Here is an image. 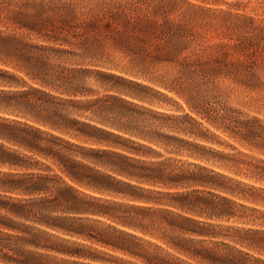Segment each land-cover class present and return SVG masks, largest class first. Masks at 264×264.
I'll use <instances>...</instances> for the list:
<instances>
[{
  "label": "trees",
  "instance_id": "trees-1",
  "mask_svg": "<svg viewBox=\"0 0 264 264\" xmlns=\"http://www.w3.org/2000/svg\"><path fill=\"white\" fill-rule=\"evenodd\" d=\"M176 11L171 0H0V264H264V161L245 180L201 165L218 162L203 121L227 115L159 73L237 83L248 50L230 35L188 52ZM122 74L189 112L87 86L110 79L171 101Z\"/></svg>",
  "mask_w": 264,
  "mask_h": 264
},
{
  "label": "rangeland",
  "instance_id": "rangeland-1",
  "mask_svg": "<svg viewBox=\"0 0 264 264\" xmlns=\"http://www.w3.org/2000/svg\"><path fill=\"white\" fill-rule=\"evenodd\" d=\"M171 4L177 10L172 18L180 19L182 15V26H186L194 36L188 52L199 50L200 45L206 50L211 44H233L236 38L230 40V35L243 39L248 50L247 74L237 83L226 77H219L211 83L194 82L183 75L181 80L173 82L178 73L173 66H164L159 71L167 75V85L171 84L184 93L190 85L207 91L206 95L213 98L211 102L217 104L220 113L227 115V120L221 125L203 121V126L213 134V143L208 146L219 155L214 158L217 164L203 162L201 165L220 175L245 180L238 175H255L256 167H262L261 162L264 161V0H171ZM210 52L213 54V49ZM227 52L232 53L230 50ZM235 58L236 55L229 56L228 61ZM122 76L161 91L171 101L141 87L110 79L101 82L93 77L87 81V86L95 91L96 97L113 95L155 111L182 115L189 112L184 99L173 92L139 77ZM185 139L187 137L182 134V140ZM158 151L164 154L163 150ZM186 161L195 162L182 155V170L196 172L186 165ZM256 185L264 187V184Z\"/></svg>",
  "mask_w": 264,
  "mask_h": 264
}]
</instances>
